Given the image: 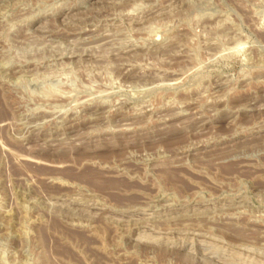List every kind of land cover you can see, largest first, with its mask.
<instances>
[{"label": "rangeland", "instance_id": "1", "mask_svg": "<svg viewBox=\"0 0 264 264\" xmlns=\"http://www.w3.org/2000/svg\"><path fill=\"white\" fill-rule=\"evenodd\" d=\"M0 264H264V0H0Z\"/></svg>", "mask_w": 264, "mask_h": 264}, {"label": "bare ground", "instance_id": "2", "mask_svg": "<svg viewBox=\"0 0 264 264\" xmlns=\"http://www.w3.org/2000/svg\"><path fill=\"white\" fill-rule=\"evenodd\" d=\"M99 174V173H98ZM112 185H113V183H111ZM114 184H116L115 182H114ZM109 185H110V183H109Z\"/></svg>", "mask_w": 264, "mask_h": 264}]
</instances>
